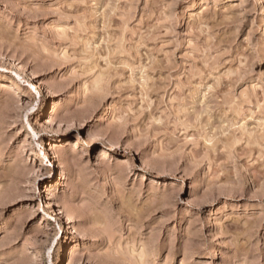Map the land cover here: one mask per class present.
Wrapping results in <instances>:
<instances>
[{
	"label": "rangeland",
	"instance_id": "obj_1",
	"mask_svg": "<svg viewBox=\"0 0 264 264\" xmlns=\"http://www.w3.org/2000/svg\"><path fill=\"white\" fill-rule=\"evenodd\" d=\"M0 264H264V0H0Z\"/></svg>",
	"mask_w": 264,
	"mask_h": 264
},
{
	"label": "bare ground",
	"instance_id": "obj_2",
	"mask_svg": "<svg viewBox=\"0 0 264 264\" xmlns=\"http://www.w3.org/2000/svg\"><path fill=\"white\" fill-rule=\"evenodd\" d=\"M19 69L21 72H23L25 74V71L22 68H18V70ZM25 84L27 85L29 90L28 89L27 90L22 89V86H20V85H16L15 89L18 91H27L29 99L37 105L38 117H43L45 115L46 105L43 104V102H42V92H41L42 91V85H41L40 80L38 79V76L36 74L29 76L28 80L25 81ZM31 131H33V130H31ZM48 197H49V206L51 207L53 214L56 217H59L58 213L56 211V208H55V203L52 200V198H50L51 197L50 193L48 194Z\"/></svg>",
	"mask_w": 264,
	"mask_h": 264
}]
</instances>
